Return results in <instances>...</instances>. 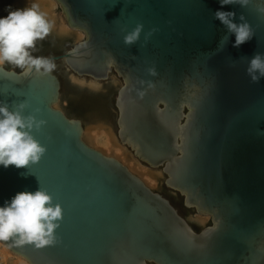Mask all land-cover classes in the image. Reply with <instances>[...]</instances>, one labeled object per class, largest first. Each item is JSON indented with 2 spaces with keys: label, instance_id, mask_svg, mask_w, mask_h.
Returning <instances> with one entry per match:
<instances>
[{
  "label": "water",
  "instance_id": "water-1",
  "mask_svg": "<svg viewBox=\"0 0 264 264\" xmlns=\"http://www.w3.org/2000/svg\"><path fill=\"white\" fill-rule=\"evenodd\" d=\"M57 1L86 39L49 57L74 75L103 80L114 70L123 78L120 139L162 166L166 184L212 224L196 231L169 198L88 144L83 122L55 106L57 74L5 66L0 100L13 109L27 101L24 115L47 121L33 130L47 151L28 168L0 165V206L41 186L63 218L54 245L2 241L30 264H264V78L253 83L246 72L249 59L264 53V0L223 6L255 30L238 48L214 18L219 0ZM138 24L139 40L125 44Z\"/></svg>",
  "mask_w": 264,
  "mask_h": 264
},
{
  "label": "clouds",
  "instance_id": "clouds-1",
  "mask_svg": "<svg viewBox=\"0 0 264 264\" xmlns=\"http://www.w3.org/2000/svg\"><path fill=\"white\" fill-rule=\"evenodd\" d=\"M221 9L216 10L214 18L218 19L227 29V33L235 35L233 47H240L255 36V30L240 15V23L235 21L234 11L222 10L229 4H240L246 7L250 0H219ZM11 9V5L8 6ZM264 12V8L260 9ZM47 14L40 9L36 0H31L24 8L10 10L7 16L0 17V69L6 65L14 66L25 75L35 74L47 76L56 70L54 58L35 56L38 42L49 36L53 29ZM143 30L138 24L134 30L124 37L127 45L136 43ZM229 39L225 35L221 43ZM156 75V69L149 70ZM247 74L253 83L264 78V53L256 52L248 62ZM28 102L23 101L10 107L6 101L0 100V165L7 168H28L39 162L47 151L33 134L40 130L47 121L38 119L35 114L24 115ZM36 111H39L37 109ZM63 218V207L54 201L53 195L45 188L39 187L35 192H18L0 206V240L15 237L18 245L30 244L36 248L54 245L58 237L56 230Z\"/></svg>",
  "mask_w": 264,
  "mask_h": 264
},
{
  "label": "rangeland",
  "instance_id": "rangeland-1",
  "mask_svg": "<svg viewBox=\"0 0 264 264\" xmlns=\"http://www.w3.org/2000/svg\"><path fill=\"white\" fill-rule=\"evenodd\" d=\"M55 1H56L55 13L57 17H62L65 20L67 30H68L67 34L60 36L54 33L53 31H51L49 36L46 37L44 41L38 42L37 47L39 50L36 52H33V55L35 56L47 57L52 54L66 51L68 49H71L77 42H81L82 40H84V38L86 37V33L84 31L68 26V22H67V19H66V16H65V13L63 11L61 4L57 0ZM4 14L7 16L8 11L4 12ZM55 63L57 67L54 73H56L62 80L61 98L59 102L61 106L59 108L67 111L69 114H71L74 117L76 116V117L83 119L84 127L90 128L94 126L95 123L90 121L88 113L85 111V109L81 108V105L79 103L80 93L79 91L77 92L75 87L72 86L71 84H74L76 86H89L97 90H99L100 87L104 86L103 89L106 88L111 97V101H110L111 104H110V107H108V109H105L104 111L100 113L101 115L107 118L108 120L107 125L109 126L110 129L114 130V133H115L117 129L116 121H117L118 112H117L116 107L114 106V101H115L118 89L123 84L122 78H120L115 72H112L110 74L109 79H103V80L95 79L93 77L74 75L73 71H70L67 68L64 60H55ZM9 68L15 69L17 71H21L20 69L15 68L14 66H9ZM94 82H97V84L92 85V83ZM85 141L91 146L101 150L105 154L116 156L114 152H111L109 150L105 151L102 145L94 146L92 143L88 142L86 139ZM115 143L119 145L126 154L125 158H127V160L123 161L125 164L129 163L130 158H135L142 165L146 166L148 170H150L156 175L157 179L155 180L156 181L155 185L151 186V188H153L155 191H158L164 196H166L167 198H169L171 202L179 210V212L190 222V224L196 231H201L203 228L210 226L212 224L211 215L204 213V212H199L197 211L195 207L186 206L184 203V196L180 192L169 187L166 184L165 181H166L167 175L163 171L162 166L153 167L147 164L145 161L139 159L133 153L130 147L121 143L117 137H116ZM8 249L10 251L9 253H2L1 246H0V264H30L25 258L14 253L10 248Z\"/></svg>",
  "mask_w": 264,
  "mask_h": 264
},
{
  "label": "bare ground",
  "instance_id": "bare-ground-1",
  "mask_svg": "<svg viewBox=\"0 0 264 264\" xmlns=\"http://www.w3.org/2000/svg\"><path fill=\"white\" fill-rule=\"evenodd\" d=\"M36 2L39 3L40 9L47 14L48 19L53 22L54 26L52 31L60 36L66 35L68 30L65 20L62 17H57L55 13L56 1L36 0ZM28 3L30 4L31 0H0V14L17 8H24ZM9 5H11V9H9ZM93 84L95 85L97 82L92 83V85ZM59 102H57L55 105L58 108L61 106ZM83 138L92 143L94 146L102 145L105 151L109 150L114 152L116 155L115 157L120 159L122 162L127 160V158H125L126 154L123 149L115 143L116 137L112 129L108 127L106 128L102 126V124H96L90 128L84 127ZM126 165L131 171L141 177L147 185L150 187L155 185V180L157 179L156 175L148 170L146 166L142 165L138 160L135 158H130L129 163H126ZM0 246L2 253L10 252L8 246L2 240H0Z\"/></svg>",
  "mask_w": 264,
  "mask_h": 264
},
{
  "label": "flooded vegetation",
  "instance_id": "flooded-vegetation-1",
  "mask_svg": "<svg viewBox=\"0 0 264 264\" xmlns=\"http://www.w3.org/2000/svg\"><path fill=\"white\" fill-rule=\"evenodd\" d=\"M3 16H6V15L4 13L0 14V17H3ZM84 39H86V37ZM68 50L62 51V52H59V53H56V54H52L50 56L60 55V54H63L65 52H67ZM47 57H49V56H47ZM60 60H62V59H60ZM6 66L9 67L8 65H6ZM112 72H115L117 74V72L114 71V70ZM85 77H90V76L85 75ZM119 77L122 78L121 76H119ZM122 80H123V78H122ZM61 82H62V80H61ZM71 85L75 87V89H76L77 92L79 91V93H80L79 94V98H80L79 99V103L81 105V108L85 109V111L88 113L90 121L94 122L95 125L98 123L99 125L102 124V126H104L106 128L107 127L109 128V126L107 125V122H108L107 118L105 116L101 115V113H100V112L104 111L105 109H108V107H110L111 97H110V95L108 93V90L106 88L103 89L104 86L103 87H100L99 90H97V89L92 88V87H89V86H76L74 84H71ZM117 94H118V91H117ZM116 98H117V95H116ZM116 98H115V101H114V106L117 109ZM63 111L67 115H69L70 117H74L71 114H69L67 111H65V110H63ZM117 112H118V109H117ZM74 118H79V117H76L75 116ZM79 119L83 122V126H84L83 119H81V118H79ZM117 120H118V115H117ZM116 125H117V129H116V132L114 134L116 135V137L118 138V140L121 143H123L122 140L119 137V134H118L119 125H118V122L117 121H116ZM113 132H114V130H113ZM123 144L127 145L126 143H123ZM130 149H131V147H130ZM133 153H134V151H133Z\"/></svg>",
  "mask_w": 264,
  "mask_h": 264
}]
</instances>
